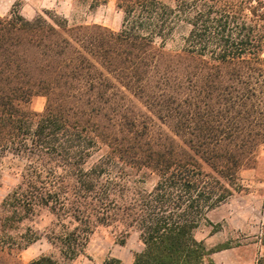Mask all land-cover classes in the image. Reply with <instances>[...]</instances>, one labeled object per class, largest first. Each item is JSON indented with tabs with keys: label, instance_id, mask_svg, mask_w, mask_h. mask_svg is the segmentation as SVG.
<instances>
[{
	"label": "trees",
	"instance_id": "trees-1",
	"mask_svg": "<svg viewBox=\"0 0 264 264\" xmlns=\"http://www.w3.org/2000/svg\"><path fill=\"white\" fill-rule=\"evenodd\" d=\"M75 1L95 9L108 0ZM116 3L119 31L73 25L54 10L28 19L19 3L0 16V171L9 155L23 160L3 206L15 221L50 209L49 240L69 260L97 226L116 223L136 228L144 248L129 263L108 256L100 264H215L224 248H208L196 231L241 188L240 170L264 143V0ZM183 25L182 55H168ZM180 57L194 70L183 72ZM98 64L174 122L189 150L155 149L134 136V122L122 141L103 137L77 106L94 103L92 93L109 100L98 86L114 84ZM36 96L46 98L43 112L31 108ZM31 264L62 263L43 255Z\"/></svg>",
	"mask_w": 264,
	"mask_h": 264
},
{
	"label": "rangeland",
	"instance_id": "rangeland-1",
	"mask_svg": "<svg viewBox=\"0 0 264 264\" xmlns=\"http://www.w3.org/2000/svg\"><path fill=\"white\" fill-rule=\"evenodd\" d=\"M15 3H19L17 7L21 11L22 2L17 0ZM14 4L11 5L10 0H0V16H9ZM98 7L90 9V3L73 0L72 14L68 19L73 25H102L109 30L119 31L124 15L118 9L116 0H108ZM46 10L53 9H43L35 17L45 15ZM187 32L188 27L180 26L166 42L164 51L171 56L182 55L183 38ZM179 61L178 66L183 72L194 70L196 62L181 57ZM97 66L114 84L110 88L98 86L100 91L107 88L110 98L105 102L92 93L94 103L85 102L77 106L84 112V117H90L100 124L103 137L115 135L122 141L132 126L131 122H134V136L149 142L155 149L189 150L183 136L177 133L174 122L159 117L141 98L116 79L115 74H109L99 64ZM185 92L196 95L193 91ZM45 107L44 96L34 97L31 104L33 110L43 112ZM100 148L94 150L88 166L99 161L107 150L106 147L104 150ZM18 164H23V160L9 155L0 171V264H31L43 255L51 256L62 264H100L108 256L118 257L129 263L135 253L143 250L144 244L136 228L112 223L97 226L85 250L77 258H65L60 246L51 242L48 237L57 222L50 209L40 208L25 220L15 221L10 218L11 211L3 206V201L20 182ZM240 179L241 188L221 209L210 213V222L202 224L196 231L197 238L203 240L208 248H224L222 252L213 255L216 264H231L237 257L234 249H239L242 264H258L259 259L264 257V143L257 151L256 160L240 170ZM156 181L155 176H149L145 186L152 188ZM227 218L229 219L226 220ZM30 238L35 241L23 248ZM123 239L124 243H121Z\"/></svg>",
	"mask_w": 264,
	"mask_h": 264
},
{
	"label": "crops",
	"instance_id": "crops-1",
	"mask_svg": "<svg viewBox=\"0 0 264 264\" xmlns=\"http://www.w3.org/2000/svg\"><path fill=\"white\" fill-rule=\"evenodd\" d=\"M10 1H11V5H12L17 0H10ZM20 1L22 2L21 13L28 19H33L38 12H41L43 9H46V8L47 9H53V10L57 11L59 14L65 16L67 18H70L71 14H72L73 0H20ZM98 8H100V7H98ZM105 25H107V24H105ZM225 203H223L221 206H219L215 210L211 211L210 213H214L215 211H218L219 209H221L223 207V205H225ZM228 219L229 218H227L226 220H228ZM231 249H233V248H231ZM222 251H218V252L214 253L213 255L220 253ZM233 251L237 257L234 261H231V264H242V261L240 259L239 254H238L239 249H234ZM213 255H212V258H213ZM262 255H264V254H262ZM213 261L216 264L214 258H213Z\"/></svg>",
	"mask_w": 264,
	"mask_h": 264
}]
</instances>
